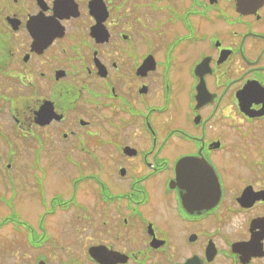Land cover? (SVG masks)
Listing matches in <instances>:
<instances>
[{"label":"flooded vegetation","instance_id":"obj_1","mask_svg":"<svg viewBox=\"0 0 264 264\" xmlns=\"http://www.w3.org/2000/svg\"><path fill=\"white\" fill-rule=\"evenodd\" d=\"M0 264H264V0H0Z\"/></svg>","mask_w":264,"mask_h":264}]
</instances>
